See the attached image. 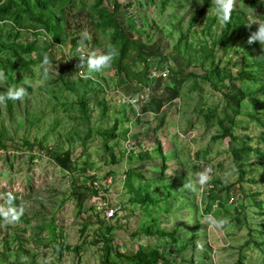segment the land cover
Returning <instances> with one entry per match:
<instances>
[{"label": "rangeland", "instance_id": "1", "mask_svg": "<svg viewBox=\"0 0 264 264\" xmlns=\"http://www.w3.org/2000/svg\"><path fill=\"white\" fill-rule=\"evenodd\" d=\"M257 19L264 0H236L226 25L212 0H0V93L31 82L23 102L0 103V209H22L0 215V264H138L151 251L168 264H264ZM84 30L86 50L119 53L90 80L76 74Z\"/></svg>", "mask_w": 264, "mask_h": 264}, {"label": "clouds", "instance_id": "2", "mask_svg": "<svg viewBox=\"0 0 264 264\" xmlns=\"http://www.w3.org/2000/svg\"><path fill=\"white\" fill-rule=\"evenodd\" d=\"M236 4V0H212V5H214L215 15L219 22L222 24H228L231 21L232 18V12L234 10ZM255 24L258 27L255 31L251 32L248 43H259L262 49H264V21H261L257 19L253 23L247 24L249 28ZM92 36L87 31L84 30L80 33V41H79V63L76 65V68L78 71L76 72L77 75H79L81 78L85 80L95 79L97 74H102L105 70H108L112 67V64L116 57L118 56L117 49L112 46L108 45L106 51L100 52L98 50H91L88 51L85 48V42L91 41ZM49 64V58L47 56L43 57V75L45 78H47L48 75V67H46ZM7 76L4 70H0V81H6ZM23 85L26 86H20V87H9L5 92L0 93V103H5L6 101H20L23 102V100L29 96L28 93V87H31L30 81H22ZM133 103V106L137 109L139 108V105L136 104L135 100L133 99L131 101ZM212 169L206 168L204 171L199 172L196 174V181H195V187L203 188L212 180L211 176ZM183 187L188 188L190 190H195V187L192 183L184 184ZM11 197H9V204H11ZM0 215L3 216L5 222L12 223L15 221H18L20 218V215H22V209L17 212L16 209L9 207L6 211L3 209H0ZM205 221L208 223L210 229H222L224 228L226 221L225 220H216L211 216L205 217ZM43 264H47V261H44Z\"/></svg>", "mask_w": 264, "mask_h": 264}, {"label": "trees", "instance_id": "3", "mask_svg": "<svg viewBox=\"0 0 264 264\" xmlns=\"http://www.w3.org/2000/svg\"><path fill=\"white\" fill-rule=\"evenodd\" d=\"M224 36L225 34H223L221 39L224 40ZM239 77L241 79H244L242 74H240ZM223 135L224 137H230L229 131L226 128H223ZM232 155L234 156V162L237 163L236 154L233 151ZM129 259L137 261L138 264H157L158 262H164V264H168V261H166V259L157 251H151L149 254L137 253L135 255H132Z\"/></svg>", "mask_w": 264, "mask_h": 264}, {"label": "built area", "instance_id": "4", "mask_svg": "<svg viewBox=\"0 0 264 264\" xmlns=\"http://www.w3.org/2000/svg\"><path fill=\"white\" fill-rule=\"evenodd\" d=\"M79 63V60H78ZM150 77L154 80H165L168 77V72L167 71H158L157 69L153 68L150 70ZM116 209L110 208V209H105L104 216L106 219H112L115 216Z\"/></svg>", "mask_w": 264, "mask_h": 264}]
</instances>
